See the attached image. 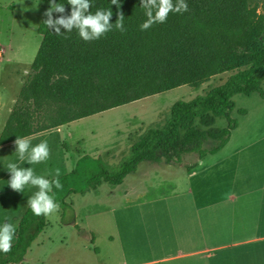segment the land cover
I'll return each mask as SVG.
<instances>
[{"label":"trees","instance_id":"obj_1","mask_svg":"<svg viewBox=\"0 0 264 264\" xmlns=\"http://www.w3.org/2000/svg\"><path fill=\"white\" fill-rule=\"evenodd\" d=\"M59 2L65 4V10L54 12L53 21L70 14L69 0ZM187 4L186 12L169 13L164 23H154L142 31L140 25L146 16L140 0H122L119 11L111 5L109 22L114 23L122 14L125 30L113 28L100 39L87 42L75 29L56 35L44 23L48 19L44 15L38 29L42 42L6 132L14 130V122L34 114L29 97L43 96L60 104L50 126L39 130L43 131L225 71L224 63H238L243 43L235 39L245 33L240 21L246 0H187ZM109 7V0H91L89 10L94 13ZM58 27L63 33V27ZM248 56L249 66L223 84L189 101L175 102L166 122L147 129L117 166L90 156L79 158L70 173L58 177L62 187L52 189L60 208L68 206L66 199L71 195L103 183L120 185L142 162L180 164L187 154L202 159L221 151L237 127L230 118L235 108L233 98L252 94L264 98V39L249 47ZM208 119L211 123L225 119L227 127L209 131L194 126L196 121ZM5 135L4 141L16 139ZM45 226L46 216H35L27 207L10 251L0 253V264L21 263Z\"/></svg>","mask_w":264,"mask_h":264},{"label":"crops","instance_id":"obj_2","mask_svg":"<svg viewBox=\"0 0 264 264\" xmlns=\"http://www.w3.org/2000/svg\"><path fill=\"white\" fill-rule=\"evenodd\" d=\"M16 3L17 0H0V223H14L12 244L28 207L27 199L36 189L26 186L22 193L11 190L7 186L10 173L4 168L9 161H13L21 167H32L34 174L44 175L49 180L57 170L59 177L70 173L80 156L70 155L64 137L72 136L73 131L68 128L81 120L22 136L29 138L31 145L46 140L50 149L48 137L57 132L56 151H50L49 158L41 163L27 164L26 159L17 160L13 153L15 139L3 140L32 71L33 63H23L26 60L24 52L31 49L38 53L42 42L38 29L45 15L44 12L37 14L33 31L40 39L32 42L27 37V28L22 23L16 24ZM21 9L24 20L33 16ZM63 128H67L66 134L60 131ZM262 141H240L233 150L218 155L226 150L228 141L218 153L196 158L191 163H154L158 167L150 166L148 170L160 169L165 173V187L156 190L153 188L157 185L145 186L132 194L136 195L135 198L122 201L117 208L101 207L100 211H105V223L109 222L111 227L103 237L95 225L84 221L91 215L81 219L73 208V218L59 220L54 232H50L53 226L49 225L46 216L44 230L18 264H49L54 253L59 259L56 264H63L67 261L65 259H69L67 253L70 252L72 264H264V170H255L256 161L263 156V152H246L248 147ZM209 156L220 157L204 165ZM97 188L77 195L86 196L88 192H96ZM124 195L130 196V192L125 190ZM148 195L152 196L146 201L151 204L147 207L153 211L147 212L145 218L153 222L157 238L153 244L156 254L151 258L141 254L149 250L147 245L150 244L143 239L140 215L139 220L123 217V210L132 209L140 201L144 205ZM109 209L114 213L120 212L114 221L107 214ZM99 242L102 244L99 245Z\"/></svg>","mask_w":264,"mask_h":264},{"label":"rangeland","instance_id":"obj_3","mask_svg":"<svg viewBox=\"0 0 264 264\" xmlns=\"http://www.w3.org/2000/svg\"><path fill=\"white\" fill-rule=\"evenodd\" d=\"M52 2H54V0H52ZM16 5L18 11L15 13L17 14V16H15L16 24L22 23L28 30L27 37L30 41H37L40 37L33 31L37 24V14L41 12L46 13L50 7V0H17ZM18 8H24V10L32 13L33 16L29 17L28 20H24L21 14L23 10H19ZM54 12L55 11H52L51 15L54 14ZM240 23L244 24L245 33L235 39L236 42H238L239 39L243 43V46L239 48L238 54L241 55L242 58L238 63H224V65L227 66V70L225 71L76 121L68 128V130L73 131V135L68 137L65 135L64 137L65 146L70 151V155L78 154L80 158L83 156H90L101 159L110 166H117L119 162L129 154L132 144L136 142L147 129L161 126L166 122L169 117L170 108L175 102L189 101L197 96H202L213 88L223 84L237 71L247 68L251 62L248 56L249 47L254 46L258 41L264 39V0H246L245 13ZM31 51L32 50L29 49L24 52L26 60H24L23 63H34L37 51ZM20 54H23V52ZM261 88L264 90V79L261 83ZM28 101L31 104L30 111L34 112V114L14 122L13 124H16L14 130L11 132L7 131L5 136H9V134L12 136H21L29 132H36L48 128L60 106V104L43 96H40V98L29 97ZM233 101L235 108L231 112L230 118L236 121L237 127L231 132L226 150L218 155H223L233 150L237 142L248 141L249 139H252V141H262L263 139L261 143L248 147L246 152L262 151L263 156L257 159L255 170H264V136L262 137L264 134V98L259 94H252L250 96L236 95ZM25 104L24 102L20 103V105H24V107ZM241 111H245V114H241ZM194 126L199 130L213 131L226 128L227 121L225 119H215L211 123L208 119L196 121ZM68 130L67 128H63L60 131L66 134ZM48 140L50 142L49 150L55 152L57 149V132H52ZM215 157H207L204 165L214 161L212 159H215ZM196 158V154H187L182 158V163L194 162ZM150 166L158 167L153 162L140 163V165L135 168L133 174L124 179L122 186H112L104 183L96 189V192H88L86 196H69L66 199L68 206L63 208L59 207L58 210L47 216L49 225L53 226L50 232H54L57 229L54 226L59 220L69 221L73 218L74 213L71 211V208H73L81 219H83V216L91 215L89 219L84 218V221L87 220L91 225H95L97 231L101 234V237H103L104 234L109 232L108 230H111L109 222L105 223L106 215L103 213L105 211H100L105 208L104 206H109L110 209L117 208L122 201L124 203L126 199L130 200L135 198L136 195L132 194L145 186L157 185L158 187L153 188L156 190L165 187L167 179L166 174L161 172L160 169H153L150 171L148 170ZM125 190L127 193L130 192V196L124 195ZM151 196L152 195L147 196L144 200V205L140 201L137 206L135 205L132 209H128V211L123 210V217L126 216L128 220L129 218L132 220L138 219V215H140V220H138L142 222L143 239L150 244L147 245L149 250H145V252L141 254L148 258L156 254L153 250V244L157 239L154 235L153 222L145 218L147 212L151 213L153 211L152 208L147 207L151 204L146 203ZM110 209L107 211V214L112 218L111 221H114L115 216H118L120 212L114 213ZM100 213L102 215L98 216ZM136 226L137 225L134 227ZM101 244L102 243L99 242V245ZM67 254L69 259H65L67 261L63 264H72L73 256L71 252ZM57 257L56 253H54L49 259L51 260L49 264H56L57 260H59ZM58 264H60V262H58Z\"/></svg>","mask_w":264,"mask_h":264},{"label":"clouds","instance_id":"obj_4","mask_svg":"<svg viewBox=\"0 0 264 264\" xmlns=\"http://www.w3.org/2000/svg\"><path fill=\"white\" fill-rule=\"evenodd\" d=\"M122 0H109L108 9H97L94 13L89 9L91 0H69L70 14L61 16L55 21L51 18V12L63 13L65 4L56 0H50V7L45 15L48 19L44 21L48 28L54 30L56 35H63L76 30L79 38L83 41H92L100 39L105 33L113 30L123 32L124 16L117 15L114 23H110L113 15L111 5H115L119 11ZM36 6V5H35ZM140 6L145 9L146 19L141 23L140 29L146 30L154 23H164L169 13L182 14L188 10L187 0H140ZM62 26L64 32L60 31ZM14 151L17 160H27V164L41 163L49 158L50 150L47 141H41L31 145L29 138L16 136L14 141ZM10 173L7 180V186L15 192H23L26 186L34 187L36 190L27 199V205L35 216H48L59 209V203L54 199L55 194L52 189H60L62 185L59 182V171L57 170L52 179L49 180L44 175L34 174L32 167H21L18 163L9 161L4 168ZM15 234V225L10 221L0 223V253H7L12 247V241Z\"/></svg>","mask_w":264,"mask_h":264}]
</instances>
